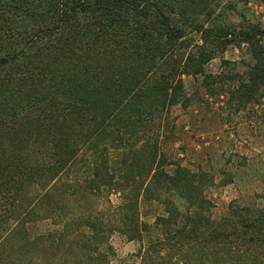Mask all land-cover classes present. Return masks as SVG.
I'll return each mask as SVG.
<instances>
[{"label": "trees", "instance_id": "obj_1", "mask_svg": "<svg viewBox=\"0 0 264 264\" xmlns=\"http://www.w3.org/2000/svg\"><path fill=\"white\" fill-rule=\"evenodd\" d=\"M250 2L0 0V264H113L114 234L139 245L117 264H264V210L213 221L203 176L161 150L183 78L218 95L229 75L205 66L228 46L248 54L231 99L264 98ZM112 193V211L70 209ZM142 201L163 206L152 227ZM37 222L52 229L32 236Z\"/></svg>", "mask_w": 264, "mask_h": 264}, {"label": "rangeland", "instance_id": "obj_2", "mask_svg": "<svg viewBox=\"0 0 264 264\" xmlns=\"http://www.w3.org/2000/svg\"><path fill=\"white\" fill-rule=\"evenodd\" d=\"M250 1L248 6L252 9L247 8L246 16L253 24L264 28V6ZM229 20L237 23L240 18L233 16ZM247 61L245 46L230 45L205 66L208 74L229 75L224 83L216 84L222 87L218 95L207 93L202 76L196 79L185 76L183 82L189 104L171 107L172 121L166 130L169 137L161 144L162 152L169 159L203 176L204 195L212 205L209 216L215 222L233 214H257L264 210V98L240 104L228 93V87L234 85L230 75L245 79ZM224 62L229 64L224 65ZM79 200L72 199L70 209L79 211L92 206L93 210L112 211L113 208L107 209L106 201L116 206L119 197L112 193L87 197L81 203ZM173 201L183 208L181 201L174 198ZM163 213V206L158 203L142 201L139 204L140 220L150 227ZM29 225L32 236L52 229L49 222ZM110 243L115 251L113 264L136 253L139 247L138 243L128 242L117 234L111 237ZM38 254V264H61L56 257Z\"/></svg>", "mask_w": 264, "mask_h": 264}]
</instances>
